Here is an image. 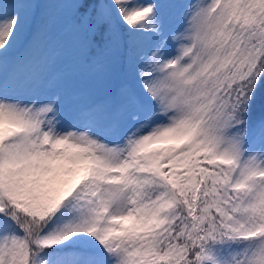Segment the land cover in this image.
I'll return each mask as SVG.
<instances>
[{"label":"snow or ice","instance_id":"snow-or-ice-1","mask_svg":"<svg viewBox=\"0 0 264 264\" xmlns=\"http://www.w3.org/2000/svg\"><path fill=\"white\" fill-rule=\"evenodd\" d=\"M0 264H264V0H0Z\"/></svg>","mask_w":264,"mask_h":264}]
</instances>
